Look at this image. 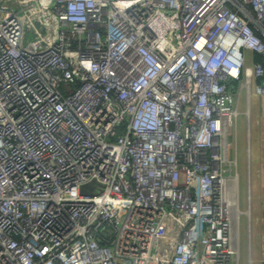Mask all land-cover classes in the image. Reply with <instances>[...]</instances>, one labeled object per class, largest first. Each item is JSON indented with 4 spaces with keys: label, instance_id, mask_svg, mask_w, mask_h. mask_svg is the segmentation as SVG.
I'll list each match as a JSON object with an SVG mask.
<instances>
[{
    "label": "built area",
    "instance_id": "2783aa9c",
    "mask_svg": "<svg viewBox=\"0 0 264 264\" xmlns=\"http://www.w3.org/2000/svg\"><path fill=\"white\" fill-rule=\"evenodd\" d=\"M262 99L264 0H0V264H240Z\"/></svg>",
    "mask_w": 264,
    "mask_h": 264
},
{
    "label": "rangeland",
    "instance_id": "374dc122",
    "mask_svg": "<svg viewBox=\"0 0 264 264\" xmlns=\"http://www.w3.org/2000/svg\"><path fill=\"white\" fill-rule=\"evenodd\" d=\"M243 105H240V108H242ZM252 113L253 116L255 118V114H260L262 113L263 115L261 117L264 116V99H262L260 102L259 100H256V104H255V109H252ZM261 123L260 129L261 131L260 134L258 132V135L260 138H258V142H257V149H259V153H258V159L257 161H259L260 159H263V166H264V121L263 123ZM233 136H230V141L233 142ZM234 147L232 146L231 148V152H233ZM236 155L238 157V171L239 174L241 175V196H242V181L244 178V174H245V123H244V115L241 114L238 117V125H237V135H236ZM257 187H259L262 189L263 194H264V185L260 186L258 185ZM256 187V188H257ZM264 199V196H263ZM244 201L243 198L241 197V206H243ZM250 223L253 225V229L250 232V236L249 238L252 239V245H253V250H252V255H251V251H250V255H251V259L253 263H249V264H264V202L260 203V201H258L256 203L253 202V207H252V211H251V216H250ZM243 226H244V220H242V233H244L243 231ZM244 239L241 238V259H240V264H247L246 262V258L248 257V255L246 256V252H245V247H244ZM254 260V261H253Z\"/></svg>",
    "mask_w": 264,
    "mask_h": 264
},
{
    "label": "crops",
    "instance_id": "0c3cea01",
    "mask_svg": "<svg viewBox=\"0 0 264 264\" xmlns=\"http://www.w3.org/2000/svg\"><path fill=\"white\" fill-rule=\"evenodd\" d=\"M264 121V116L261 117L259 120H256L255 118L252 119L251 121V127H250V136H248L249 139V146L248 148L245 147V174H244V178L242 181V198L243 201L245 200V187L246 184L249 180V186H250V208L252 211V207H253V202L256 201V203L258 201H260V203L264 202L263 199V191L259 187H257L258 185L262 186L264 185V166H263V159H260L259 161H257L258 159V153H259V149H257V142H258V132L261 131L260 126L261 123H263ZM260 134V132H259ZM246 138V137H245ZM247 152H248V157H247ZM249 171V172H248ZM240 185H241V175H240ZM257 187V188H256ZM241 195V193H240ZM253 225L251 224V228H250V232L252 231ZM243 231L244 233H242V229H241V238L244 239V247H245V252L247 249V246L249 245V249L251 251V255H252V250H253V245H252V239L249 238V236H246V232H245V225L243 226Z\"/></svg>",
    "mask_w": 264,
    "mask_h": 264
},
{
    "label": "trees",
    "instance_id": "16d2710c",
    "mask_svg": "<svg viewBox=\"0 0 264 264\" xmlns=\"http://www.w3.org/2000/svg\"><path fill=\"white\" fill-rule=\"evenodd\" d=\"M256 58L258 59V58H259V56H258V55H256Z\"/></svg>",
    "mask_w": 264,
    "mask_h": 264
},
{
    "label": "bare ground",
    "instance_id": "6f19581e",
    "mask_svg": "<svg viewBox=\"0 0 264 264\" xmlns=\"http://www.w3.org/2000/svg\"><path fill=\"white\" fill-rule=\"evenodd\" d=\"M252 260V259H251ZM254 261V260H253ZM251 263H253V262H251Z\"/></svg>",
    "mask_w": 264,
    "mask_h": 264
}]
</instances>
